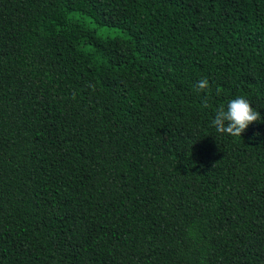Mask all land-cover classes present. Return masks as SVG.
I'll use <instances>...</instances> for the list:
<instances>
[{"label":"trees","instance_id":"1","mask_svg":"<svg viewBox=\"0 0 264 264\" xmlns=\"http://www.w3.org/2000/svg\"><path fill=\"white\" fill-rule=\"evenodd\" d=\"M0 264H264V0H0Z\"/></svg>","mask_w":264,"mask_h":264},{"label":"clouds","instance_id":"2","mask_svg":"<svg viewBox=\"0 0 264 264\" xmlns=\"http://www.w3.org/2000/svg\"><path fill=\"white\" fill-rule=\"evenodd\" d=\"M198 92H210L209 81L206 78L201 79L196 84ZM202 107H209L205 99ZM261 119L260 112L257 111L251 102L245 97L231 99L225 110L220 107L212 120V125L219 133H227L232 137H240L250 124Z\"/></svg>","mask_w":264,"mask_h":264}]
</instances>
